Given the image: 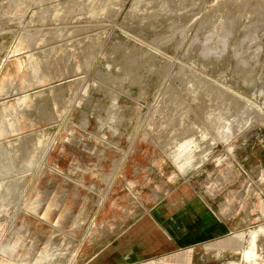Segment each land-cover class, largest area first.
Segmentation results:
<instances>
[{
    "label": "rangeland",
    "instance_id": "374dc122",
    "mask_svg": "<svg viewBox=\"0 0 264 264\" xmlns=\"http://www.w3.org/2000/svg\"><path fill=\"white\" fill-rule=\"evenodd\" d=\"M0 264H264V0H0Z\"/></svg>",
    "mask_w": 264,
    "mask_h": 264
},
{
    "label": "crops",
    "instance_id": "0c3cea01",
    "mask_svg": "<svg viewBox=\"0 0 264 264\" xmlns=\"http://www.w3.org/2000/svg\"><path fill=\"white\" fill-rule=\"evenodd\" d=\"M189 195H190V194H189ZM187 201H188V200H187ZM197 206H199V205H197V203H195V202H194V203H192V201H191V202H188V203H187V207H186V206H185L186 208L184 207V208H185L184 211H185V213H186V216H187V214H188L189 217L192 215V216H191V219H192V218L194 219V216H195V214H196V210H197ZM192 209H193L194 211H192ZM199 209L205 212V210H204L203 207L199 206ZM163 212H164V211H163ZM193 212H194V213H193ZM159 213H160V212H159ZM185 219H186V221H189V220H188L189 218H186V217H185ZM193 219H192V222L194 221ZM204 220H205V217H204ZM204 223H206V222H204ZM222 228H223V227H222Z\"/></svg>",
    "mask_w": 264,
    "mask_h": 264
}]
</instances>
